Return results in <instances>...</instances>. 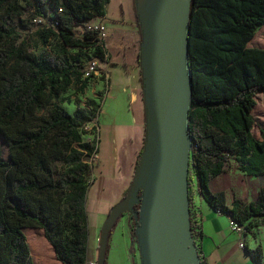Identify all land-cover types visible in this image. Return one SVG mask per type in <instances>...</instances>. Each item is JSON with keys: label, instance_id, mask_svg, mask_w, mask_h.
I'll list each match as a JSON object with an SVG mask.
<instances>
[{"label": "trees", "instance_id": "trees-1", "mask_svg": "<svg viewBox=\"0 0 264 264\" xmlns=\"http://www.w3.org/2000/svg\"><path fill=\"white\" fill-rule=\"evenodd\" d=\"M108 3L0 0V137L8 150L7 161L0 155V264H33L24 229L41 230L59 264L87 262L85 202L97 148L81 134L99 106L90 101L87 110L74 101L69 114L54 101L70 86L84 92L89 60L139 66L138 24L136 31L112 29L104 38L82 31L85 23L104 19ZM36 18L44 24L30 34L27 23ZM263 26L264 0L191 1L188 189L193 177L200 199L249 232L264 224V184L255 201L233 197L230 206L210 184L231 161L243 174L264 176V131L260 140L253 137L251 115L256 95L264 94V49L248 46ZM31 35L50 49L33 53ZM188 197L191 202L189 190ZM190 227L196 244L199 233ZM107 251L108 246L105 259ZM197 254L206 264L198 249Z\"/></svg>", "mask_w": 264, "mask_h": 264}, {"label": "water", "instance_id": "water-1", "mask_svg": "<svg viewBox=\"0 0 264 264\" xmlns=\"http://www.w3.org/2000/svg\"><path fill=\"white\" fill-rule=\"evenodd\" d=\"M191 1L149 0L143 19L137 12L145 136L127 195L110 208L101 228L96 264H105L111 227L115 218L127 210L134 214L139 264H200L191 235L187 179ZM163 22L164 34L153 48L155 34ZM150 153L156 159L154 173L147 187L132 190L137 169L140 175L147 171Z\"/></svg>", "mask_w": 264, "mask_h": 264}, {"label": "crops", "instance_id": "crops-1", "mask_svg": "<svg viewBox=\"0 0 264 264\" xmlns=\"http://www.w3.org/2000/svg\"><path fill=\"white\" fill-rule=\"evenodd\" d=\"M137 12V0H109L102 20L104 24L110 25H105L108 35L112 29L136 31ZM105 73L106 89L102 95L96 123L97 132L102 134L101 141H97V155L99 154L103 166L101 173L104 176L100 180V173L97 171L98 178H95L93 185L99 180L108 192H113L121 182L123 185L124 180L125 185L121 186L115 198L104 200L103 203H99L103 190L92 192L89 200L96 205V211L101 212L105 210L104 205L121 199L123 191L130 187L129 177L141 152L145 129L139 66L107 65ZM133 108L142 115L141 118L136 117ZM99 143L101 153L98 150ZM227 171L214 182L220 177H228L230 173ZM216 190L226 192L222 188ZM233 197L230 200L226 197L228 206ZM252 201L250 199L247 203ZM194 206L199 222L196 246L206 264H264V224L242 236L231 231L230 220L226 215L216 213L199 197L194 199ZM242 243L243 246L240 247Z\"/></svg>", "mask_w": 264, "mask_h": 264}, {"label": "rangeland", "instance_id": "rangeland-1", "mask_svg": "<svg viewBox=\"0 0 264 264\" xmlns=\"http://www.w3.org/2000/svg\"><path fill=\"white\" fill-rule=\"evenodd\" d=\"M30 18H26L29 20ZM31 23H27L29 26V33L33 34L36 30L35 24L32 19ZM106 25V24H105ZM106 26H110L109 24ZM32 36V42L30 45L32 46V52L36 55L41 52L48 51L50 46H42L35 35ZM36 46V47H35ZM249 47L261 48L264 49V26L259 28L253 39L248 44ZM91 53H88L90 55ZM84 78V77H83ZM88 85L85 88L82 94L77 93V87L70 86L69 89L59 95L57 99H55V104L65 109L69 114H73L75 111L74 101H79L80 108H87V110H91V107H87V103L90 101L95 102L98 106H100L102 101V95L106 89V81L100 74L98 76H90L88 77ZM49 108L42 109L39 112V115H45ZM134 114L136 117L141 118V114L138 113L135 108H133ZM251 115L254 119V126L252 129V135L255 139L260 140V132L264 131V94L258 93L255 97V106L251 111ZM97 113H95V118L91 124L85 127L84 131L81 134L82 140L88 143H94L97 148V141H101L102 134L97 132ZM102 120L100 119L99 124H101ZM145 136V129H144ZM98 137V139H97ZM143 147V144H142ZM141 147V149H142ZM99 153H101V143L98 144ZM141 151V150H140ZM190 154V149H189ZM0 155L1 159L7 161L8 160V150L5 143L2 141L0 137ZM140 155V154H138ZM92 177L97 179V171L100 173V180L103 178L104 174L101 173L102 163L100 161L99 154H92ZM139 157H137L138 162ZM136 164L133 165V169L131 171L130 185L133 182V178L135 176ZM99 165V166H98ZM237 164L234 161H231L229 164V168L227 173L230 175L228 177H220L215 182L213 181L210 184V189L212 192L217 191L216 189H224L226 192V197L230 200L231 196L236 197L240 200L241 203H247L248 200L252 199L255 201L257 199V193L259 189L264 184V176L252 177L246 174L241 173L237 170ZM97 168V169H96ZM125 185V180L120 183V185L116 186V188L112 191H109L103 187V182H98L93 185L91 191H88L86 202H85V210L87 214V223H88V241H87V262H93L97 260L98 257V245L100 238V231L106 220L107 214L115 204H117L122 198L127 195L126 189L123 191L122 198L119 200H115L114 202L104 205V212L96 211V205L91 204L90 200L92 197V192L97 190H103V193L100 194L99 203H103L104 200H111L116 197V195L120 192L121 186ZM130 188V187H129ZM128 188V189H129ZM195 180L192 177L190 182V195L193 196V199L196 198L195 191ZM115 195V196H114ZM133 212L127 210L123 212L120 216L116 217L114 220V227L110 231V235L108 237V251L107 257L105 259L106 264H139L138 250L136 246V239L134 235V219ZM32 231V232H29ZM23 234L26 238V241L30 242L28 245L30 258L33 264H59L54 256L53 251L49 244L46 242L43 236V232L37 229H24ZM44 245V247H43ZM40 247L41 252L37 253L36 247ZM39 249V248H38ZM40 257V261L37 258ZM41 262V263H40Z\"/></svg>", "mask_w": 264, "mask_h": 264}, {"label": "built area", "instance_id": "built-area-1", "mask_svg": "<svg viewBox=\"0 0 264 264\" xmlns=\"http://www.w3.org/2000/svg\"><path fill=\"white\" fill-rule=\"evenodd\" d=\"M32 21L35 24V28L44 24V22L39 18H36ZM77 31L79 32V29ZM82 31H83V33L84 32L94 33L98 38H104V37L108 36L107 28H106L105 24L103 23V21H101V20H92V21L85 23L83 25ZM106 66L107 65H102L96 60H89L85 63V66L83 68V77L84 78H88L90 76L94 77V76H98V74H100L101 77L106 79V73H105V67ZM97 117H98V115H97ZM195 189H196V186H195ZM188 190L190 191V189H188ZM196 197H198L197 191H196ZM189 211H190V223L192 225L193 232H194V234H197L199 232V222H198V214L195 211L193 196L191 197ZM216 213H218V212H216ZM229 225H230L231 231L236 232L242 236H246L249 233L246 225H239L236 222L231 221V220L229 222ZM242 246H243V243L240 244V247H242ZM86 264H96V262L94 260L93 262H86Z\"/></svg>", "mask_w": 264, "mask_h": 264}, {"label": "bare ground", "instance_id": "bare-ground-1", "mask_svg": "<svg viewBox=\"0 0 264 264\" xmlns=\"http://www.w3.org/2000/svg\"><path fill=\"white\" fill-rule=\"evenodd\" d=\"M137 6H138L139 15L143 19V17L145 16V14L147 13L148 8H149V0H137ZM164 31H165V22H163L160 25V27L158 28V30L155 34V37L153 40V48L157 47L158 44L160 43L161 38L164 34ZM155 162H156V159H155L154 154L150 153L147 171L144 175H140L139 168L137 169L138 173L134 179L132 190H135V189L140 188V187H143V188L147 187V185H148V183H149V181H150V179L154 173V170H155Z\"/></svg>", "mask_w": 264, "mask_h": 264}, {"label": "flooded vegetation", "instance_id": "flooded-vegetation-1", "mask_svg": "<svg viewBox=\"0 0 264 264\" xmlns=\"http://www.w3.org/2000/svg\"><path fill=\"white\" fill-rule=\"evenodd\" d=\"M135 209H138V207H137V206H135Z\"/></svg>", "mask_w": 264, "mask_h": 264}]
</instances>
